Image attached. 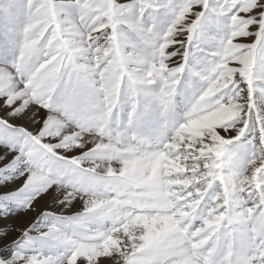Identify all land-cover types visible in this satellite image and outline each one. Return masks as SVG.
<instances>
[{
	"label": "snow or ice",
	"instance_id": "1",
	"mask_svg": "<svg viewBox=\"0 0 264 264\" xmlns=\"http://www.w3.org/2000/svg\"><path fill=\"white\" fill-rule=\"evenodd\" d=\"M0 264H264V0H0Z\"/></svg>",
	"mask_w": 264,
	"mask_h": 264
},
{
	"label": "rangeland",
	"instance_id": "2",
	"mask_svg": "<svg viewBox=\"0 0 264 264\" xmlns=\"http://www.w3.org/2000/svg\"><path fill=\"white\" fill-rule=\"evenodd\" d=\"M5 2H7V0H5ZM166 22H167V18L165 17L162 19V26L166 24ZM213 51L214 49L211 45L201 44L198 49L197 46L194 44L192 47V53L194 57L192 63L195 64L197 60L199 61L210 60ZM8 59L10 61L11 57L9 56ZM173 59L176 62L181 61L180 56L174 57ZM198 89H199V82L193 81L189 76V74L186 73L184 80L182 81L181 86L179 88V94L176 97L175 108L173 113L174 119L179 121L183 118L185 112L187 111L190 100L192 99L195 92L198 91ZM121 103H122L123 111L125 113L124 118L126 119V112L130 104L129 93L126 87L121 95ZM140 104H141V111H144L145 108L149 110V114L141 126V131L144 133H148L155 127V124L159 122L160 113H159L158 105H156V103L151 98H146V97L140 98ZM118 130L124 131L123 126L121 125ZM250 138H251L250 136L246 137L243 141H241V144L246 145L248 140H250ZM81 207H82L81 205H77L74 210H79Z\"/></svg>",
	"mask_w": 264,
	"mask_h": 264
}]
</instances>
